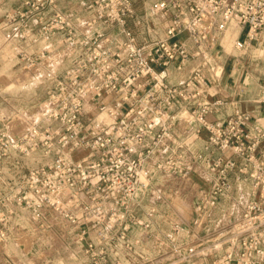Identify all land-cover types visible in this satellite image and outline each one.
<instances>
[{
	"label": "built area",
	"instance_id": "obj_1",
	"mask_svg": "<svg viewBox=\"0 0 264 264\" xmlns=\"http://www.w3.org/2000/svg\"><path fill=\"white\" fill-rule=\"evenodd\" d=\"M138 1L82 0L88 17L58 12L45 19L56 0H26L6 17L9 38L21 41L16 54H23L21 43L61 35L71 64L43 121L17 138L0 127V244L31 243L12 233L15 218L26 215L35 229L66 222L68 241L77 249L61 264H194L202 258L211 264H264V127L253 113L239 110L210 119L222 105L214 87L223 70L214 50L232 22L245 37L238 39L239 50L259 44L264 0L156 1L150 16L165 17L166 39L154 44H140L128 25ZM115 27L122 40L107 33ZM192 60L197 64L190 76L173 83L171 72L184 71ZM258 104L264 113V81ZM183 108L192 121L180 120ZM106 111L113 121L98 128L92 117ZM0 118L5 121L1 111ZM79 150L87 156L75 159ZM38 151V166H29ZM156 152L159 172L190 180L204 166L214 176L211 188L196 194L192 229L159 221L161 202L149 193V161ZM234 181H251L252 198L229 226L217 220L210 233L207 216L234 197ZM181 236L187 239L183 247L176 241ZM32 259L28 251L6 261Z\"/></svg>",
	"mask_w": 264,
	"mask_h": 264
},
{
	"label": "rangeland",
	"instance_id": "obj_2",
	"mask_svg": "<svg viewBox=\"0 0 264 264\" xmlns=\"http://www.w3.org/2000/svg\"><path fill=\"white\" fill-rule=\"evenodd\" d=\"M13 1L15 4L20 3L19 0H1L0 2V111L5 118V121L0 118V127L4 124L8 130L10 128L12 133L10 135L13 138H17L24 135L31 125L43 121L53 109L56 102V85L71 64L69 58L71 50L65 44H62L61 35H57L51 41L41 39L38 43H33L32 41L27 44L21 43L23 54H16L14 47L21 41L19 39L9 38V30L5 22L6 17L13 14L11 11H15L18 8V4L11 6ZM156 1L159 0H139L135 5L136 16L128 22L129 27L135 31L140 44H154L166 39L163 27L165 17L163 15L158 17L150 16V8ZM81 16H83L82 18L88 17L84 13ZM139 21H141V25L137 27L136 23ZM85 22H83L84 27L82 25L83 30H86ZM232 23L237 25L236 22ZM91 24H93L92 19ZM93 28L91 26V33H93ZM107 33L111 35V38L123 39L119 27L107 29ZM226 35L227 33L221 38L220 43L214 50L218 69L220 70L225 65L226 72H230L232 65L238 64L239 62L240 65L237 66V69L242 73L249 72L253 77L246 80V86H242L243 90L250 92L256 89L258 93H261V83L264 81V60L257 58L252 52L256 49H264V39L259 44L254 43L250 48L243 49L247 50L248 53L239 50L236 44L233 53L229 54L226 52L223 43ZM26 57L34 59L35 65L29 67ZM49 58L51 59L50 61H48ZM55 60L57 62H54ZM196 64V61L192 60L188 63V65H191L190 68L187 66L188 69L182 72L174 71L181 76L179 82L184 81L191 74ZM186 110L187 108H183V111ZM106 112L108 113V111ZM106 112L94 113L92 118L96 117L95 125L98 128L101 125L109 124L108 122L100 123L101 116ZM15 119H18V125L16 127L13 125ZM257 119L264 125V113L257 116ZM180 120L185 121L181 117ZM202 145L203 143L199 142L195 146V149H200ZM87 152V150H79L76 154H73V157L76 156L75 159L85 158ZM159 157L160 153L156 152L149 161V169L154 174L149 193H153L154 195L151 199H159L163 210L160 214L159 221L163 222L164 225L172 223L177 227H187L186 229L191 227L192 229L196 215V194H198L197 192L200 187L210 189L214 176L206 171V167L198 166L196 169L197 173L190 180L178 179L165 172H159L156 169V162ZM40 160L41 151H38L30 159L29 166L37 167ZM0 189H2L1 186ZM252 191L253 185L251 181H234V191L232 192L235 193L234 197L224 201L207 216L209 222L210 220L213 221L209 232L213 233L218 228L217 220L221 222V227L224 226L225 228L234 219L238 218L241 215L242 208L251 200ZM176 199H187L189 201L190 210L188 215H182L176 209ZM15 208L18 209V207ZM15 225L17 226L15 232L12 230L14 237L21 239L24 237L27 238L30 235L29 239L31 238V241L34 239L32 242L37 241L38 244H0V264H8L6 261L8 255L20 258L27 251L33 254L32 264H61L71 261V257L77 248L68 241V227L65 221H62L54 229L44 230L38 228V224H36L35 229L33 228L35 223H29L26 215H23L19 219L17 217L15 218ZM225 231L223 230V232ZM221 234L218 233L211 238L216 239ZM176 238L177 243L180 244L179 246L183 247V245H186L187 239L184 236ZM24 249H26V252H24ZM206 262H210V259H199L196 261V264H206Z\"/></svg>",
	"mask_w": 264,
	"mask_h": 264
},
{
	"label": "crops",
	"instance_id": "obj_3",
	"mask_svg": "<svg viewBox=\"0 0 264 264\" xmlns=\"http://www.w3.org/2000/svg\"><path fill=\"white\" fill-rule=\"evenodd\" d=\"M25 1L26 0H19L20 3H16L18 4V8L15 11L13 10L11 12L15 13L19 9H21ZM16 4L13 1L11 6H14ZM82 11H83L82 0H56V2L49 8V10L47 11L44 17L45 19H49L55 13L58 12L79 14V13H83ZM238 39L245 40V37L242 36L240 33ZM239 65H240L239 62L238 64L232 65L230 72H226V66L224 65L222 78L220 82L217 83L214 87V90L217 93L216 99L220 100L222 102V105L215 111L214 115L210 116L211 120L215 118L227 119L238 110L243 112L253 113L256 120H258L257 116H260V114L263 113V111L260 109V106L258 104L260 93H258L256 89L255 91H250V92H246L243 90L242 86L244 85L246 86V80L252 77V75L249 72L242 73L241 71H239L237 69V66ZM187 66L189 68L191 67V65H187ZM188 67H186L185 69H188ZM171 76L173 83H179V79L181 77L180 75L172 71ZM261 88H262V83H261ZM182 107L183 105L182 103H180L177 109H180ZM258 123L262 127H264L263 123H261L260 120H258ZM206 264H211V263L206 262Z\"/></svg>",
	"mask_w": 264,
	"mask_h": 264
},
{
	"label": "bare ground",
	"instance_id": "obj_4",
	"mask_svg": "<svg viewBox=\"0 0 264 264\" xmlns=\"http://www.w3.org/2000/svg\"><path fill=\"white\" fill-rule=\"evenodd\" d=\"M159 22V21H158ZM83 27H84V25H83ZM82 27V28H83ZM240 33H241V30H240V28H239V26H237L235 23H231V25H230V27H229V30L227 31V35L224 37V39H223V43H224V46H225V50H226V52L227 53H233V50H234V47H235V45L236 44H238V37H239V35H240ZM243 51H245V53H248V51L247 50H243ZM252 54L254 55V56H256L257 58H259V59H263L264 60V49H256V50H254L253 52H252ZM51 59L49 58L48 59V61H50ZM54 62H57L56 60L54 61ZM59 63V62H58ZM57 63V64H58ZM224 67V66H223ZM222 70H223V68H220V73H222ZM181 78V77H180ZM253 78V77H252ZM180 117H181V119L182 120H185V121H188V122H190V120L192 119V117H191V114L189 113V111L188 110H186V111H182L181 113H180ZM113 121V117H112V115L110 114V113H104L102 116H101V119H100V123L101 124H103V123H110V122H112ZM13 125H14V127H16L17 125H18V119H15L14 120V122H13ZM20 127V126H19ZM9 128V127H8ZM9 131H10V133H11V130H10V128H9ZM11 135H12V133H11ZM155 159V158H154ZM198 169H200V168H198ZM199 171V170H198ZM247 198V197H246ZM236 202V201H235ZM175 205H176V209L179 211V212H181L182 213V215H188L189 214V210H190V203H189V201L187 200V199H176V201H175ZM175 205H174V207H175ZM235 208V207H234ZM239 210V209H238ZM235 211V210H234ZM181 213H179V214H181ZM230 214H231V212H229ZM232 215V214H231ZM29 235V234H28ZM30 236V235H29ZM29 236H27V238L26 237H24V238H22V240H24V241H27V242H30L31 241V238L29 239ZM37 237V236H36ZM36 237H34V238H36ZM37 239V238H36ZM34 240V239H33ZM32 240V241H33ZM31 241V244L33 243ZM25 246H27V245H25ZM26 249H28V248H26ZM25 250V249H24ZM24 252H26V251H24ZM28 252V251H27ZM26 252V253H27Z\"/></svg>",
	"mask_w": 264,
	"mask_h": 264
}]
</instances>
